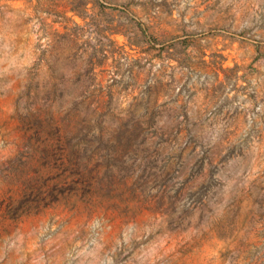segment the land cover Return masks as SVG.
I'll list each match as a JSON object with an SVG mask.
<instances>
[{"label":"rangeland","instance_id":"rangeland-1","mask_svg":"<svg viewBox=\"0 0 264 264\" xmlns=\"http://www.w3.org/2000/svg\"><path fill=\"white\" fill-rule=\"evenodd\" d=\"M0 264H264V0H0Z\"/></svg>","mask_w":264,"mask_h":264}]
</instances>
